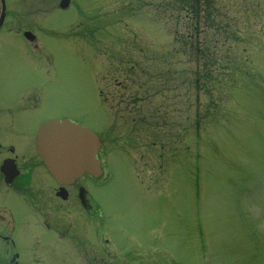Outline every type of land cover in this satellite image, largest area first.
<instances>
[{
    "label": "rangeland",
    "instance_id": "1",
    "mask_svg": "<svg viewBox=\"0 0 264 264\" xmlns=\"http://www.w3.org/2000/svg\"><path fill=\"white\" fill-rule=\"evenodd\" d=\"M60 2L9 1L0 93L32 85L34 122L104 140L93 194L114 263L264 264V0ZM203 38L220 66L194 90L183 47Z\"/></svg>",
    "mask_w": 264,
    "mask_h": 264
},
{
    "label": "flooded vegetation",
    "instance_id": "2",
    "mask_svg": "<svg viewBox=\"0 0 264 264\" xmlns=\"http://www.w3.org/2000/svg\"><path fill=\"white\" fill-rule=\"evenodd\" d=\"M9 1L0 0V34L12 36ZM37 93L32 85L14 96L0 93V264H115V248L96 229L93 178L60 184L38 152V127L52 116L34 122ZM67 203L87 219L72 220Z\"/></svg>",
    "mask_w": 264,
    "mask_h": 264
},
{
    "label": "water",
    "instance_id": "3",
    "mask_svg": "<svg viewBox=\"0 0 264 264\" xmlns=\"http://www.w3.org/2000/svg\"><path fill=\"white\" fill-rule=\"evenodd\" d=\"M39 139L46 166L59 182H72L85 172L100 175L96 155L101 142L89 129L67 119H52L41 126Z\"/></svg>",
    "mask_w": 264,
    "mask_h": 264
},
{
    "label": "trees",
    "instance_id": "4",
    "mask_svg": "<svg viewBox=\"0 0 264 264\" xmlns=\"http://www.w3.org/2000/svg\"><path fill=\"white\" fill-rule=\"evenodd\" d=\"M195 13L198 14V11L195 10ZM201 42V43H200ZM198 41L196 43H200L201 46L199 44H192L189 47H183V52L184 54L189 53V49L192 50V54L194 56V60H195V64H197V67H195L194 69V73H193V77L191 79V81L189 82L190 84H192L194 86V90H200L201 88H205L204 84H207V80H209L208 78V71H209V66L211 63H209L208 60L211 59H217L216 54L214 52L211 51V49L209 47L206 46L207 41L204 40L203 41ZM201 56V57H200ZM220 59L216 60L215 63H213V66H220L219 64ZM190 75L186 76V78H190ZM200 111H197L196 113L199 115ZM197 120V124H198Z\"/></svg>",
    "mask_w": 264,
    "mask_h": 264
},
{
    "label": "bare ground",
    "instance_id": "5",
    "mask_svg": "<svg viewBox=\"0 0 264 264\" xmlns=\"http://www.w3.org/2000/svg\"><path fill=\"white\" fill-rule=\"evenodd\" d=\"M71 9V8H70Z\"/></svg>",
    "mask_w": 264,
    "mask_h": 264
}]
</instances>
